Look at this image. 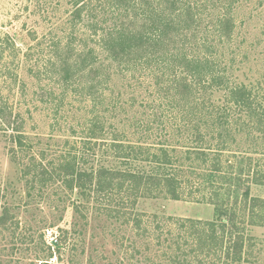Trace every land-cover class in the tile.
I'll use <instances>...</instances> for the list:
<instances>
[{
    "label": "rangeland",
    "instance_id": "rangeland-1",
    "mask_svg": "<svg viewBox=\"0 0 264 264\" xmlns=\"http://www.w3.org/2000/svg\"><path fill=\"white\" fill-rule=\"evenodd\" d=\"M231 1H235V5L230 34L225 37L213 29L209 35L214 36L213 40L221 48L223 55L218 56L227 64L229 75L233 76L236 84L257 89L260 102L264 105V0ZM209 7L205 6L206 10ZM74 11L70 0H0V37L8 35L13 38L20 51L18 57L8 59V68L14 72L12 75L16 74L17 81L13 82L11 77L6 79L7 90L4 95H10L13 116L19 117L23 127L21 132L11 128L0 130V264H167L164 250L159 248L157 241L151 240L148 244L142 239V228L137 230L131 224H124L123 218L117 221L108 217L106 210L120 208L114 202L116 196L112 194L115 198L112 204L106 193L101 196L102 204L95 202L98 190L95 186L100 170L110 176L111 173L136 174L142 167V161H132L126 165L128 160L118 158L107 147L112 140H120L118 142L126 145L141 143L142 124L153 120V109L160 113L163 111L164 122H173L172 118L179 122L177 112L168 110L171 108L168 107L171 105L169 96L173 95V90L169 96L164 95L159 93L161 84L158 87L155 83L146 90L149 84L143 77L150 76L151 81L152 72L143 73L135 68L124 71L126 69L116 62L104 61L110 72L105 73L104 77L105 80L110 78L104 97L107 111L103 113L102 106L97 107V111L102 112L101 118L103 116L105 126L112 135L106 143L92 141L89 143L90 149L81 153L85 161L79 167L86 172L88 181L89 176L92 177L87 189H75L72 193L70 189H65L61 181L43 186L39 179H33V157L56 174L55 169L57 171L59 166L57 158L68 150L65 142L77 141L81 147L84 136L82 130L91 116V108L95 106L81 86L77 84L76 88L65 90V85L59 83L58 77L46 71L50 57L54 60V44L69 39ZM218 12L219 9L215 10L212 17L199 14L205 20L201 29L191 35V42L195 39L202 41L204 36L201 35L210 31V27L219 19L218 15L222 14ZM97 16L98 21L107 26H112L113 21L120 25L123 19L115 20L118 16L109 7L103 14L97 13ZM143 22L138 18L128 27L131 26L135 31L141 30ZM84 32L85 37L91 34L87 29ZM80 34L77 33L76 42L80 40L77 39ZM32 35H36L37 41H32ZM36 42L40 43L37 47ZM30 49L33 56L28 59L26 54ZM167 82L162 84L167 85ZM11 87V93H8ZM222 97V94H216L211 101L221 103ZM262 129L251 137L245 133L236 137L232 149L236 157L232 159L235 166L233 174L241 176L245 184L243 181L239 185L233 184L236 177L218 181L217 184L224 186V194L214 203L174 201L164 197L138 198L135 205L126 210L158 216L164 220L222 221L227 226L223 249L225 255L220 263L211 260L205 264H264V227L251 223L250 209L253 199L264 200V186L255 184L244 171L239 174L241 168L245 170L248 167H251L252 172H264V125ZM73 130L77 132L76 137H70ZM173 130L168 129L169 132ZM153 133L158 137L151 139L153 143H159L160 137L163 138L165 134L163 127ZM18 137L23 141L22 150ZM167 139L169 144L176 145L174 147L179 152L194 146L189 142L186 144L188 148H180L175 143V136L172 140L169 137ZM188 156L190 161L184 160L185 167H181L184 176L196 182L208 180L207 167H200L199 162L194 161V156ZM50 162L55 163V166L49 167ZM189 164H199L198 169L189 168ZM79 177L75 178L78 180ZM211 180L217 181L215 177ZM230 183L234 186L231 192L225 193ZM90 193L91 199H88ZM245 201L248 203L247 211H243ZM171 224L163 221L160 225L164 227L162 231H167ZM58 241V249L49 247ZM241 243L242 261L234 263L230 259L237 253L236 247Z\"/></svg>",
    "mask_w": 264,
    "mask_h": 264
},
{
    "label": "trees",
    "instance_id": "trees-1",
    "mask_svg": "<svg viewBox=\"0 0 264 264\" xmlns=\"http://www.w3.org/2000/svg\"><path fill=\"white\" fill-rule=\"evenodd\" d=\"M217 1L70 0L75 11L69 39L65 42L59 40L54 44V60L50 57L46 64L47 73L58 77L59 83L65 85V90L76 88L78 84V87L81 86V90L86 92L89 101L95 104L82 130L84 136L81 147L77 141L65 142L68 150L66 154L57 158L59 166L57 171L55 169L56 174L51 173L36 157L32 158L35 165L32 170L35 172L34 180L39 179L43 186L61 181L65 189H70L72 193L75 189L79 191L87 189L92 178L90 175L88 181L86 172L79 167L81 162L85 161L81 153L90 149L89 143L92 141L106 143L112 135L105 126L103 116L101 118L102 112L97 111V107L100 106L104 109L103 113L107 111L104 97L110 78L105 80L104 77L105 73L110 72L103 64L104 61L112 60L120 67H124L126 69L124 71L135 68L138 71L142 70L143 73L152 72L151 81L150 76L142 75L149 84L146 90L150 89L153 83L158 87L161 84L159 93L164 95L173 90V95H168L171 99V105L168 106L171 108L168 110L177 112L179 122H176L175 118H172L173 122H169L165 116L168 121L166 123L163 111L160 113L153 109L151 112L153 120L142 124L144 128L139 138L141 143L126 145L116 139L107 146L118 158L128 160L126 165L132 161H142V167L139 168L142 173L140 171L136 174L111 173L110 177L100 170L95 186V189H98L95 202L97 201L99 205L102 204L101 196L105 193L109 196L111 204L115 199L112 194L117 197L118 202L116 200L114 202L120 205L119 210L110 211L105 209L107 207L104 208L108 217L117 221L123 218L124 224H131L137 230L142 228V239L148 244L151 240L157 241L159 248L164 250L163 256L167 264H196L198 261H201L199 264H205L211 260L220 263L225 255L223 249L226 243V224L222 221L203 222L193 219L164 220L158 216L128 211L126 208H132L138 198L164 197L174 201L214 203L215 199H220L224 194L222 193L224 186L217 184L218 181L233 177H236L233 184L239 185L243 181L241 176L233 174L235 166L232 159L236 157L232 149L236 137L241 133L251 137L254 133L261 132L264 125V105L260 102L257 89L236 84L233 76L229 75L227 64L218 56L223 55L220 52L221 48L219 49L213 40L214 36L209 35V32L216 29L226 37L231 32L230 26L234 20L235 1ZM208 5L210 7L206 10L205 6ZM108 7L118 16V18L114 16L115 20L123 18L120 25L113 21L112 26H107L98 21L97 13L103 14ZM217 9L218 13L222 14L218 15L217 22L211 27L208 26L211 28L210 31L201 35L204 36L202 41L195 39L191 42V35L203 26L205 19L201 15L212 17ZM203 11L205 12L201 14ZM138 18L144 21L141 30L135 31L130 28L131 26L128 27ZM84 29L91 33L88 37H85ZM77 33H82L77 37L80 39L78 42ZM31 39L37 41L36 35H32ZM39 45L40 43L36 42L35 46ZM31 50L26 54L28 59L33 56ZM19 53L13 38L8 35L0 37V130L11 128L15 132H21L23 129L19 117L13 116L10 95H4L7 90L6 79L11 77L13 82L17 81L16 74L12 75L14 72L8 68V59H15ZM166 81L167 85L162 84ZM11 90L12 87L8 93H11ZM216 94H222L221 103L211 101ZM161 127L165 134L163 138L160 137L159 143H153L151 139L158 138L153 131ZM170 128L175 130L169 132ZM76 133L73 130L70 137H76ZM174 136L175 143H178L180 148H188L186 144L189 142L194 146L185 152L182 150L179 152L174 147L176 145L169 144L167 139L169 137L172 140ZM18 138L22 150L23 141L21 137ZM182 155H186L185 158L180 157ZM188 155L194 156V161H198L200 167H207L208 180L196 182L184 176L181 167H185L184 160L190 161ZM190 165L192 164L188 165L189 168L198 169V165ZM48 166L54 167L55 163L50 162ZM243 171L245 175L252 177L255 184L264 186V172L260 170L252 172L251 167H248L245 170L241 168L239 174ZM78 176L81 178L77 180ZM213 177L217 179L216 182L211 180ZM123 178L132 182L122 180ZM233 184L228 185L230 187L225 193L231 192ZM87 196L91 199V193ZM246 201L243 203V211H247ZM250 209L251 223L264 227V200L253 199ZM163 221L172 222L167 231H162L164 227L160 225ZM51 244L53 245H49L51 249H58L60 242ZM242 247V243L237 245V253L230 259L232 262L241 263Z\"/></svg>",
    "mask_w": 264,
    "mask_h": 264
}]
</instances>
